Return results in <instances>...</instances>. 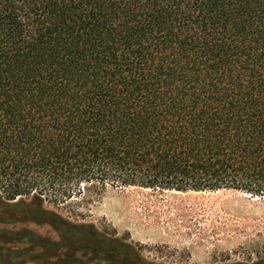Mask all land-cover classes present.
Wrapping results in <instances>:
<instances>
[{
  "label": "trees",
  "instance_id": "16d2710c",
  "mask_svg": "<svg viewBox=\"0 0 264 264\" xmlns=\"http://www.w3.org/2000/svg\"><path fill=\"white\" fill-rule=\"evenodd\" d=\"M126 188L264 198V0H0L1 258L97 250L44 204Z\"/></svg>",
  "mask_w": 264,
  "mask_h": 264
},
{
  "label": "rangeland",
  "instance_id": "374dc122",
  "mask_svg": "<svg viewBox=\"0 0 264 264\" xmlns=\"http://www.w3.org/2000/svg\"><path fill=\"white\" fill-rule=\"evenodd\" d=\"M44 207L99 234L103 239L96 243L99 250H79L69 257L64 249L47 251L44 243L27 241L16 246L27 249L26 255L11 260L0 255V264L60 260L58 264H110L103 248L115 247H128L147 264H252L264 258V198L226 190L182 193L126 188L108 189L91 204L55 207L46 202ZM9 228H26L42 240H59L47 224L27 222Z\"/></svg>",
  "mask_w": 264,
  "mask_h": 264
},
{
  "label": "water",
  "instance_id": "95a60500",
  "mask_svg": "<svg viewBox=\"0 0 264 264\" xmlns=\"http://www.w3.org/2000/svg\"><path fill=\"white\" fill-rule=\"evenodd\" d=\"M242 195H243V196H246V194H243V193H242Z\"/></svg>",
  "mask_w": 264,
  "mask_h": 264
}]
</instances>
